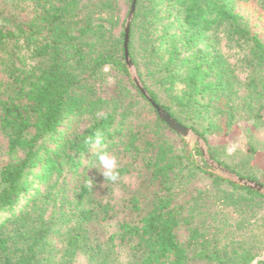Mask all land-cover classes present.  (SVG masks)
<instances>
[{
    "label": "trees",
    "instance_id": "obj_1",
    "mask_svg": "<svg viewBox=\"0 0 264 264\" xmlns=\"http://www.w3.org/2000/svg\"><path fill=\"white\" fill-rule=\"evenodd\" d=\"M132 3L0 0V264L264 263V192L134 82ZM128 48L153 100L264 186V140L226 144L264 128V0H138Z\"/></svg>",
    "mask_w": 264,
    "mask_h": 264
},
{
    "label": "water",
    "instance_id": "obj_2",
    "mask_svg": "<svg viewBox=\"0 0 264 264\" xmlns=\"http://www.w3.org/2000/svg\"><path fill=\"white\" fill-rule=\"evenodd\" d=\"M138 0H133L132 6H131V10L129 13V16L127 18V22H126V36H125V55H126V61H127V65L130 69L132 78L134 80V82L136 83V85L138 86V88L142 91V93L147 97V99L153 103V106L156 108V110L158 111L160 117L167 122V124L176 132H178L181 136H183V138H185L186 140H191L194 142H198L199 146L201 147L203 154L206 158V160L213 166V168L221 175L228 177L234 181H237L239 183H242L244 185H247L251 188L260 190L262 192H264V186L261 185L259 182L248 179V178H244L242 176H239L238 174H236L235 172L229 170L228 168L224 167L223 165L219 164L218 162H216L213 158L210 157L208 150H207V146L206 143L203 141V139L201 138V136L199 134H197L196 132H194L191 128L183 125L182 123H180L179 121H177L174 117H172V115L165 110L164 108H162L161 106H159L154 100L153 97L150 96L149 92L147 91V89L145 88V86L143 85V82H141L140 77L138 75L137 69L135 67V65L133 64L130 54H129V48H128V42H129V32H130V25H131V20L133 18L134 12H135V8H136V4H137ZM264 264V263H263Z\"/></svg>",
    "mask_w": 264,
    "mask_h": 264
},
{
    "label": "clouds",
    "instance_id": "obj_3",
    "mask_svg": "<svg viewBox=\"0 0 264 264\" xmlns=\"http://www.w3.org/2000/svg\"><path fill=\"white\" fill-rule=\"evenodd\" d=\"M107 71V69H105ZM86 143L90 147H100L104 143V134L102 131L97 130L93 135L87 137ZM96 158L99 163L97 168L101 175L106 180L116 181L118 179L119 173L117 170V160L116 157L111 155L106 151L95 153ZM95 167V165L93 166Z\"/></svg>",
    "mask_w": 264,
    "mask_h": 264
},
{
    "label": "rangeland",
    "instance_id": "obj_4",
    "mask_svg": "<svg viewBox=\"0 0 264 264\" xmlns=\"http://www.w3.org/2000/svg\"><path fill=\"white\" fill-rule=\"evenodd\" d=\"M250 124L248 123H241L239 125V128L235 130V132L227 138V149L229 152H234L235 150H238L240 148L244 149L245 144L247 141V138L249 134L254 133L256 137H258L261 140H264V128H256L251 132ZM190 142L191 145L195 144L196 142L187 140ZM127 182L130 183L132 188H135L137 186L135 177H128ZM116 197L119 198L123 196V192L121 190H117ZM123 217V215H121Z\"/></svg>",
    "mask_w": 264,
    "mask_h": 264
}]
</instances>
